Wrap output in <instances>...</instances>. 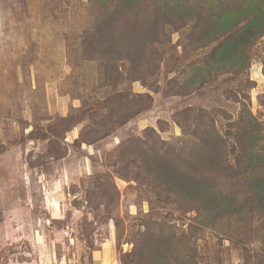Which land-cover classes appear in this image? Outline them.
<instances>
[{
    "label": "rangeland",
    "instance_id": "374dc122",
    "mask_svg": "<svg viewBox=\"0 0 264 264\" xmlns=\"http://www.w3.org/2000/svg\"><path fill=\"white\" fill-rule=\"evenodd\" d=\"M240 1L188 0L181 22L164 0H0V264H264L261 217L196 208L144 166L206 172L213 129L238 163L249 114L264 147V36L240 72L206 66L241 25L198 41Z\"/></svg>",
    "mask_w": 264,
    "mask_h": 264
},
{
    "label": "trees",
    "instance_id": "16d2710c",
    "mask_svg": "<svg viewBox=\"0 0 264 264\" xmlns=\"http://www.w3.org/2000/svg\"><path fill=\"white\" fill-rule=\"evenodd\" d=\"M97 1L106 3L110 0ZM119 1L127 7L131 4L136 5L141 0ZM164 5L171 13L179 15L181 22L200 15L199 11L189 6L188 0H164ZM207 21V28L198 38L200 47H204V42L211 39L213 34H227L230 30L241 26L232 34H227L225 41L210 56L206 67L229 66L235 71H242L246 67V61L249 60L247 49L264 36V0H241L240 4L234 6L225 3L221 5V9L209 14ZM134 36L131 44L138 46L141 37L138 34ZM194 66L193 75L186 82V88L189 89L197 78V71L201 69L197 64ZM257 125L250 114L247 122H241L238 126L237 122L233 124L237 131L239 128V147L243 153V156H238V163H230L226 159V149H224L226 141L219 137L221 141L218 142L214 138L213 129L212 134L209 130L203 131L205 137L202 138L201 145L195 144L198 148L194 152L196 155L194 162L198 164V161L205 156L207 163L210 164L206 172L186 171L166 156L156 155L152 159L147 151H144V166L148 172L154 170L166 175L171 186L177 188L184 197L189 198L196 208L200 205L216 216L244 214L251 218L256 215L264 222V170H261V167H264V147L260 143L261 133ZM243 139L244 144L241 145ZM150 164L152 168H149ZM240 183L245 184L242 185L244 191L239 189Z\"/></svg>",
    "mask_w": 264,
    "mask_h": 264
}]
</instances>
